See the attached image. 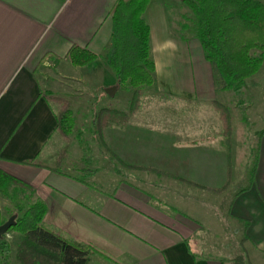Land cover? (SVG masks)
<instances>
[{"label":"crops","instance_id":"crops-1","mask_svg":"<svg viewBox=\"0 0 264 264\" xmlns=\"http://www.w3.org/2000/svg\"><path fill=\"white\" fill-rule=\"evenodd\" d=\"M118 1L0 0V172L32 188L34 198L46 206L43 225L47 229L87 246L105 264H225L192 248L197 224H212L207 192L178 181L174 183L179 186L169 185V178L151 171L127 169L112 192H98L66 172L82 173L80 153L77 161L66 155L58 173L52 169L66 142L55 131V107L42 93L66 98L79 93L84 99L79 88L92 87L85 77L92 78L94 72L101 78L98 86L103 90L95 101L103 95L112 97L104 90L118 89L106 67L111 15ZM183 1L150 0L143 17L149 26L157 86L173 87L186 78L191 94L165 93L191 107L195 102L199 109L173 112L176 122L161 121V116L151 119L148 112L140 111L124 128L106 129L105 139L109 152L125 165L153 168L178 180L219 188L227 180V172L232 177V159L227 164L211 106L215 100L211 66L185 23L192 15ZM256 1L264 5V0ZM73 46L94 53L97 59L88 66L73 67L67 57ZM251 81L247 86L253 91L264 84L262 76ZM193 114L194 122L178 121ZM261 119L264 117L256 116L255 121ZM251 128L254 134L264 131L261 123ZM259 142L253 176L247 187L232 196L228 207L233 221L248 223L241 240L246 236L243 246L250 264H264V133ZM27 161L46 167L25 164ZM187 201L201 207L202 215L209 218L198 221L182 209L181 202Z\"/></svg>","mask_w":264,"mask_h":264},{"label":"trees","instance_id":"trees-1","mask_svg":"<svg viewBox=\"0 0 264 264\" xmlns=\"http://www.w3.org/2000/svg\"><path fill=\"white\" fill-rule=\"evenodd\" d=\"M149 2L150 0H119L111 15L112 30L107 66L118 88L132 91V96L129 114L111 106L102 107L94 114L92 123L94 138L106 152L109 150L104 131L112 127L124 128L129 115L140 105L142 89L154 84L155 63L150 50L149 26L143 17ZM183 4L194 18L191 21L192 34L201 47L204 60L211 66L215 89L220 92H239L263 65L264 5L256 0H184ZM181 27L184 30L186 25L183 24ZM254 52H259L260 55L255 56ZM67 57L73 67H85L97 59L94 53L76 46L70 48ZM42 96L47 103L55 107L53 109L55 131L64 142H67L75 123L68 100L52 95L48 91L43 92ZM212 106L219 116L220 135L227 148V164H229L232 117L228 108L222 103L215 100ZM263 133L264 131L258 134L255 162L259 154V139ZM65 157L64 149L58 153L52 164L54 172H59ZM112 157L128 170L151 171L172 177L157 169L125 165L115 155L112 154ZM24 163L46 167L35 161ZM254 171L255 165L252 174ZM228 178L227 172V180L221 188L205 187L184 180L182 182L207 192L220 194L228 187ZM10 185L26 192L24 198L27 200L25 208L17 206L20 215H12L16 217L15 224L6 232V234L10 232L18 234L20 237L14 252L15 262L17 264H88L90 254L95 252L81 243L58 236L47 229L43 225L46 206L41 200L33 199L32 188L0 172V193L6 194ZM168 209L186 218L176 209ZM241 223L245 232L248 223L242 220ZM1 224L3 223L0 214ZM245 239L246 236L240 243ZM0 253L4 254V257L9 255L8 242L2 239ZM238 264H244L241 258Z\"/></svg>","mask_w":264,"mask_h":264},{"label":"rangeland","instance_id":"rangeland-1","mask_svg":"<svg viewBox=\"0 0 264 264\" xmlns=\"http://www.w3.org/2000/svg\"><path fill=\"white\" fill-rule=\"evenodd\" d=\"M192 19L194 20V18L190 16V21L185 20V23L190 25L189 28L191 29V32L193 24H190V22L192 21ZM253 54L255 56L260 55L259 52H254ZM106 67L108 68L107 65ZM109 72L112 74L110 70ZM92 74V78L85 77L88 82L93 83L92 87L86 85L87 87L84 86L83 89L79 88L85 94V96L83 97L84 99L79 96V93H73V96L71 98L70 96L69 98L61 96L68 100L75 122L74 129L69 137V140L66 142V147L64 149L66 150V155H69L72 161H74L77 154L80 153V164L82 168V173L73 170H66V172L71 173L77 178L85 180L93 190L98 192L100 190L107 194L113 191V186H116L123 181L124 174H126L127 172H125L126 170H124L126 168L122 167L115 157L114 159H111L113 157L109 156L108 152L104 151V149L100 147L96 142L92 129V123L95 114L94 111L102 108L105 105L104 103L106 102V106H111L120 111L121 109L127 110L122 112L129 114L132 91L126 90L124 88H118L112 97H106L105 95H103L100 97V99H103L102 102L100 99L98 100V102H96V94L101 93L103 90H100L98 86L101 82V78L99 80V78H97L98 75H96V77L94 76V72H92ZM258 76H262L264 78V58L263 65L260 69V75H257L253 79H249V81H247L248 84L249 82H252L251 80L257 79ZM183 80L184 79L182 78L180 80L181 83L174 85L173 87L161 86L160 84L157 86L156 80H154V84L151 87H144L142 89L140 105L136 109V111L129 115L127 124L130 117L132 115L138 114V112L140 111L148 112V116L151 119L154 116H161V121L173 120L174 122H176V117H173L171 115L173 112L181 113L191 112V110H198L199 108H195L197 106L195 102V107H191V104H187L185 101L181 102L180 100H175L174 97H168L165 93V91H168L172 93L171 95L173 96H188L189 94H191L192 87L190 86L189 81L187 82L186 78V81ZM247 82L245 86H247ZM244 88L245 89L242 94H240V92L243 89L239 92L224 93L215 89V92H213V94L215 95L214 99L225 105L232 117L231 149L229 152L232 159V177L231 179H228V187L222 193L215 194L205 191L209 194L208 202L212 224H205V226L203 227L201 223H198L197 232L191 239L192 248L196 253L202 254L204 256L219 258L223 262H225V264H238L240 258L241 260H243L244 264H247L248 262L247 253L244 249L243 242L240 243L241 233L243 232L242 225L230 218L228 214V207L232 196L239 192L241 189L247 187L253 176L252 169L255 165V156L258 148V134H254L251 127L254 123H261V125L264 126L263 119L257 120L258 122L255 121L256 116H260V118L264 117V84H261L254 88L255 91L250 90L248 86ZM108 89H105L104 91L106 92V90ZM212 109L219 122V116L218 114H216L213 106ZM92 114L93 116H91V120L89 116ZM194 117V114L190 116L185 115L178 121L180 123H191L195 121ZM197 118L199 119L198 121L201 120L200 117ZM156 121L160 122L159 119H156ZM220 131L221 130H219L218 135L224 144V140L220 135ZM224 146L226 149L227 157V148L225 144ZM78 148H80V152L78 151ZM109 154L112 155V153L110 152ZM75 160L77 161V159ZM166 178L170 179V181H167L169 185L175 184L173 186H179L174 183L176 181L187 185L182 182V180H178L172 177ZM25 195L26 192L14 185H10L8 187L6 194L0 193V214L2 223L6 222L14 214L16 216L20 215L17 210V206H19L20 208L26 207L27 200L24 198ZM33 199L35 200L36 198ZM181 208L194 216L198 221H204L209 218L205 217L204 214L202 215L201 207L196 206L189 201L181 202ZM19 238L20 237L18 234L12 232L3 236L2 241L4 240L8 242L9 255L7 257H4L5 255L0 253V264H17L14 260V252L19 242ZM88 264L105 263L100 260L96 254L93 253L89 256Z\"/></svg>","mask_w":264,"mask_h":264},{"label":"water","instance_id":"water-1","mask_svg":"<svg viewBox=\"0 0 264 264\" xmlns=\"http://www.w3.org/2000/svg\"><path fill=\"white\" fill-rule=\"evenodd\" d=\"M116 90H117V87L108 89L106 90V94L108 96H113ZM15 219H16L15 216H11L6 222L0 225V240L6 234L8 229L15 224Z\"/></svg>","mask_w":264,"mask_h":264}]
</instances>
